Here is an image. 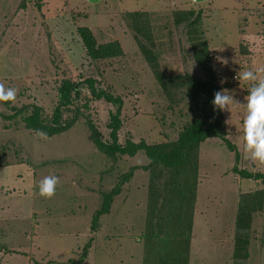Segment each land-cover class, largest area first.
I'll use <instances>...</instances> for the list:
<instances>
[{
	"label": "rangeland",
	"instance_id": "rangeland-1",
	"mask_svg": "<svg viewBox=\"0 0 264 264\" xmlns=\"http://www.w3.org/2000/svg\"><path fill=\"white\" fill-rule=\"evenodd\" d=\"M185 10L200 12L196 33L187 22L175 23L176 13ZM136 11L142 14L133 18ZM78 26L90 28L98 43L119 41L123 56L91 59ZM202 40L212 77L194 58ZM139 43L151 50L164 83L157 80ZM260 67L264 0H0V83L17 89L15 103L0 102V264H69L90 238L81 264H143L148 222L161 228L160 241L170 228L159 213L165 212L167 199L151 207V192L164 193L165 182L191 176L194 163L195 246L192 252L190 247L188 253L174 252V258L188 263L192 253V264H264V182L243 178L233 168L264 172L244 156L243 103L251 83L235 79L237 73ZM88 77L96 79L97 88L123 99L121 144L128 139L148 144L173 141L199 116V107H210L220 90L214 85L234 90L241 105L221 112L220 119L236 145L238 161L213 136L200 143L196 158L186 162L192 166L180 173L137 168L93 230L92 218L103 193L115 186L121 173L146 165L148 159L143 151L108 155L91 142L87 121L97 127L102 141L109 142L107 122L116 106L92 97L83 82ZM64 78L81 82L79 95L63 112L65 120L79 113L77 120L68 130L40 139L24 126L20 115L25 111L11 115L31 104L50 115ZM222 78L227 82L221 84ZM46 176L59 178L51 199L39 195V183ZM171 186L175 185L167 192ZM153 209L157 218L150 221L146 216Z\"/></svg>",
	"mask_w": 264,
	"mask_h": 264
},
{
	"label": "trees",
	"instance_id": "trees-1",
	"mask_svg": "<svg viewBox=\"0 0 264 264\" xmlns=\"http://www.w3.org/2000/svg\"><path fill=\"white\" fill-rule=\"evenodd\" d=\"M141 14L142 12L138 11L131 13L133 18H137L138 16H141ZM176 14V24L187 22V26L193 29V32L196 33L199 31L196 30V28L200 27V12L194 13L192 10H185L178 11ZM137 29L139 30V28ZM77 33L83 41L87 56L93 60H106L107 58L121 57L124 54L119 41L112 40L104 43H98L92 31L87 26H78ZM196 45L200 47L195 51L194 58L206 74L211 76L212 68L209 60L207 59V46L203 40L199 41ZM139 46L145 56V59L153 67L157 80L164 83V76L157 71L154 66L155 64L153 62L151 50L141 43H139ZM205 59H207V61H205ZM83 82L89 89L93 98L97 100L103 99L116 106L115 111L109 113V120L107 122V127L110 129L109 142L102 141L97 127L91 121H87L90 139L94 146L101 152L108 155L119 154L134 156L138 151H143L148 159V163L146 165L133 166L130 167L127 172L121 173L115 186L109 192L103 193L101 206L95 211L92 218L91 227L93 230L96 229L99 216L109 211L114 197L120 193L122 184L131 178L134 170L137 168L141 167L143 170H149L150 173H156V169H161L162 171L164 169H170L172 171L173 169L180 173L184 167L192 166V164L189 165V163L186 164V162H188L191 157L193 159L196 158V154L199 152L200 143L213 136L219 137L227 148L231 152H234L235 163L238 161V151L236 145L228 139L227 132L224 129V124L220 119L221 111H214L212 104L207 109L205 107H199V116L192 122L186 124L178 132L176 139L173 141L167 143L148 144L144 140L135 142L128 139L124 144H121L118 142V130L121 126L120 112L123 100L122 97L115 95L106 89L97 88L95 85L96 79L93 77H88ZM208 85L211 84L208 83ZM80 86L81 82H75L68 78L62 79L57 87V102L50 115H45L43 107L37 104H31L30 106L24 107L23 110L15 109L13 115L11 116H17L25 111V113L20 115L24 126L34 131L42 130L47 133V136L66 131L76 122L79 113H76L70 119L65 120L63 118V112L69 108L73 99L79 95ZM214 88L216 91L221 89L222 86L214 85ZM209 99H211V96ZM4 104L8 105L9 102ZM194 164L193 166L195 167L194 169L197 173V165ZM233 168L243 178L262 180L264 182V172H252L246 169L238 170L236 165ZM195 172L191 171L192 175L185 178L177 176V179H175L174 182H165V187L163 186L161 188V190L163 189V191H165L164 193L157 191V189H154L151 192L153 195L150 198L151 207L157 208V205H163L164 199H167L165 212L159 213H162L160 216L163 218L164 224H168L170 228L166 226L167 228L164 230L166 237L164 238L163 236V241H160L158 236L160 235L161 228H155L153 222H148L149 225L145 227L144 231L145 235L142 234L144 236L143 264H179V262L174 258V252L183 251L188 253L193 230L194 207L196 204V188L198 181L197 176L194 175ZM158 177V174L155 175V178ZM170 184L175 186H171L172 190L167 192ZM153 188L154 187L150 188L149 191ZM151 212L153 214L149 217L148 213V217L146 216V219L148 218V220L154 221L153 218H157V210L153 209ZM185 224L188 225L184 226ZM91 243L92 239L90 238L84 245L80 256L78 258L70 259L69 264H81L87 256V250L91 247ZM174 245H176V247Z\"/></svg>",
	"mask_w": 264,
	"mask_h": 264
},
{
	"label": "clouds",
	"instance_id": "clouds-1",
	"mask_svg": "<svg viewBox=\"0 0 264 264\" xmlns=\"http://www.w3.org/2000/svg\"><path fill=\"white\" fill-rule=\"evenodd\" d=\"M224 63H227L224 61ZM264 67L253 70H245L237 73L235 79L241 82L251 83L248 95L245 97L246 103L245 116L242 127V142L245 159L251 164L258 167H264ZM227 82V78H222L220 83ZM17 97V89L5 88L0 83V102L15 103ZM214 111H230L234 105H241L235 99V91L227 88H221L214 93L211 101ZM36 134L40 139H47V133L42 130H36ZM59 178L56 176H46L39 183V195L45 199H51L56 194V187Z\"/></svg>",
	"mask_w": 264,
	"mask_h": 264
},
{
	"label": "crops",
	"instance_id": "crops-1",
	"mask_svg": "<svg viewBox=\"0 0 264 264\" xmlns=\"http://www.w3.org/2000/svg\"><path fill=\"white\" fill-rule=\"evenodd\" d=\"M205 141V140H204ZM199 189V188H198ZM194 216H195V213H194ZM191 236H192V234H191ZM193 238H194V234H193V237H192V239H191V243H190V252H192V246H195V244L192 242L193 241ZM141 253H143V250H142V252ZM141 255V254H140ZM144 256V255H143ZM143 256H142V262H143ZM133 257H134V255H133ZM139 260H140V258H139ZM193 262H195L193 259H192V253H191V255H190V258H189V262L187 263V264H192ZM196 262H203V261H196ZM138 264V263H137Z\"/></svg>",
	"mask_w": 264,
	"mask_h": 264
},
{
	"label": "water",
	"instance_id": "water-1",
	"mask_svg": "<svg viewBox=\"0 0 264 264\" xmlns=\"http://www.w3.org/2000/svg\"><path fill=\"white\" fill-rule=\"evenodd\" d=\"M197 1H202V0H197Z\"/></svg>",
	"mask_w": 264,
	"mask_h": 264
}]
</instances>
